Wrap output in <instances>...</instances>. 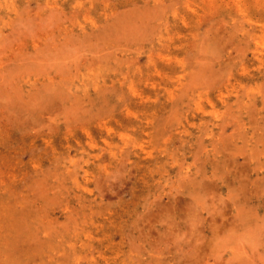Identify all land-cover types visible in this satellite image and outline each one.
<instances>
[{
  "label": "rangeland",
  "instance_id": "rangeland-1",
  "mask_svg": "<svg viewBox=\"0 0 264 264\" xmlns=\"http://www.w3.org/2000/svg\"><path fill=\"white\" fill-rule=\"evenodd\" d=\"M0 264H264V0H0Z\"/></svg>",
  "mask_w": 264,
  "mask_h": 264
}]
</instances>
